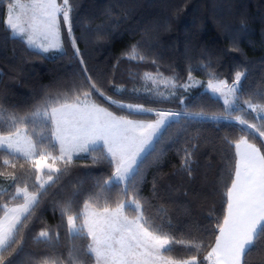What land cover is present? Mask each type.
Segmentation results:
<instances>
[{"label": "trees", "instance_id": "obj_1", "mask_svg": "<svg viewBox=\"0 0 264 264\" xmlns=\"http://www.w3.org/2000/svg\"><path fill=\"white\" fill-rule=\"evenodd\" d=\"M8 3L9 0H0V128H11L17 116L27 115L29 129L36 137L46 123L45 118L40 117L45 103L53 104L48 94L74 92L81 79L80 64L62 23L60 50L41 52L13 35L4 22ZM70 3L75 5L73 36L77 38V47L90 74L106 85L111 82L121 88H136L140 93L137 99L130 92H115L108 87L106 94L112 99L118 103H143L154 112H204L221 117L182 118L179 123L170 122L163 139L153 145L155 150L147 156L139 186L141 213L146 219L170 224L167 234L172 239L187 242L209 226L214 228L217 219L222 220L223 194L231 176L235 143L241 134L242 126L236 117L261 122L242 101L253 99L258 104V97L264 95V0H70ZM98 26L102 32L96 31ZM142 40L150 47H137L133 51L132 46ZM133 55L136 58L129 59ZM141 56L145 59H140ZM237 71L245 73L238 84L241 106L235 104L228 109L206 85L210 79L232 84ZM189 73L198 83L185 91L179 86L189 80ZM146 74L172 79L176 90L170 95L147 91ZM152 97L164 102L154 103ZM189 139L191 144L186 143ZM192 144L196 146L194 178L188 177L182 169V149L193 150ZM7 152L0 149V173H4L0 175V218L4 214V203L13 205L22 201V197L12 198L15 187L7 176L12 169L3 165V159H12L5 155ZM84 155L87 159L75 161L79 166L66 175L54 174L55 183L28 221L21 247L10 257L13 264H54L57 257L66 264L69 249L86 248L90 241L68 234L67 217H62L60 211L65 197L72 196L81 212L87 195L92 192L100 197L99 204L95 200L88 201L93 207L102 205L109 193L113 197L111 206H115L117 192L124 185L96 188L97 179L106 178L109 170L99 164L85 167L91 165V156ZM55 166L62 168L63 164L57 162ZM25 168L32 174L31 179L25 178L31 191L35 176L31 160ZM21 171L17 168L18 175ZM37 198H40L39 193ZM128 210L135 212L131 207ZM41 230H50L53 245L39 237ZM53 247L55 251L51 250ZM173 247L176 251L182 249L179 244ZM207 250L202 251L198 259H202ZM180 254L188 258L182 251ZM3 255L8 258L7 252ZM242 264H264V237L258 238L243 257Z\"/></svg>", "mask_w": 264, "mask_h": 264}, {"label": "snow or ice", "instance_id": "obj_2", "mask_svg": "<svg viewBox=\"0 0 264 264\" xmlns=\"http://www.w3.org/2000/svg\"><path fill=\"white\" fill-rule=\"evenodd\" d=\"M74 9L75 5L70 0H62L59 4L57 0H31L29 4L9 0L7 5L4 22L13 34H27L28 45L38 47L45 53L61 48V23L66 26L74 56L79 60L81 79L74 92L48 94L53 104L44 105L46 123L38 136L32 135L27 115L17 116L11 128H0V149H7L5 155L12 157L11 160L3 159V165L12 169L7 172L15 187L12 198L22 197L23 201L17 203L16 207H9L8 203L2 205L4 218L0 220V264H13L10 257L21 247L24 230L29 227L28 221L55 183L54 174L63 176L78 167L75 161L87 159L84 154L91 156V165L85 167L99 164L106 165L109 170L106 178L97 179L96 188L124 187L117 192L114 207L111 206L113 197L110 193L98 207H93L88 201L95 200L99 204L100 197L95 192L88 194L83 212L75 205L72 196L61 201V216L67 217L68 234L90 241L86 248L73 246L69 249L66 264H92V257L94 264H204L205 261L208 264H242L243 257L258 238L264 237V95L258 97V104L253 99L242 101L248 111L262 114L259 116L260 123L249 122L243 116L236 117L242 127L235 143L231 176L223 194L225 207L222 220L218 218L214 228L209 226L199 236H191L187 242L174 240L167 234V230L171 229L170 224L146 219L141 213L139 186L143 179L142 169L147 156L155 150L153 145L163 139L170 122L179 123L182 118L208 120L221 117L209 116L204 112H154L153 108L143 103H118L112 99L106 94L108 87L115 92H130L137 99L140 93L136 88H121L111 82L106 85L90 74L87 62L77 47V38L73 36ZM96 31L102 32V28L98 26ZM146 46L150 47L142 40L132 49L135 51L137 47ZM135 58L134 55L129 57ZM140 59H145V56ZM152 62L156 63L155 60ZM244 75V72L237 71L231 85L226 80H217L214 84L210 79L207 88L223 95L224 105L235 103L239 107L241 97L237 95L238 84ZM190 86L179 87L187 91ZM229 95L235 100H230ZM152 99L154 103L164 102L156 97ZM180 103L183 105L184 100L181 99ZM186 143L191 144L192 141L189 139ZM195 147L192 144L193 150L182 149V169L190 178H194ZM29 160L35 168L31 191L25 182V178H32L31 172L25 168ZM47 161L52 163L46 164ZM57 162H62L63 167H55ZM44 167L48 169L46 180L40 175ZM17 168L22 170L19 175ZM156 192L154 183V195ZM133 205L135 212H130L128 209ZM39 237L49 245L54 244L50 230H41ZM175 244L182 246L180 251L188 255L187 259L180 251L174 250ZM51 250L55 251L54 247ZM205 250L207 254L198 259ZM4 252L8 253V258L3 255ZM89 253L92 257L88 256ZM54 264H65V261L57 257Z\"/></svg>", "mask_w": 264, "mask_h": 264}, {"label": "rangeland", "instance_id": "obj_3", "mask_svg": "<svg viewBox=\"0 0 264 264\" xmlns=\"http://www.w3.org/2000/svg\"><path fill=\"white\" fill-rule=\"evenodd\" d=\"M21 3H23V4H29V3H31V0H28V1H23V0H21ZM57 3L59 4V3H62V0L60 1V2H58V0H57ZM8 11V10H7ZM17 11H20L19 9L17 10ZM27 11V10H26ZM30 14V13H29ZM7 16V15H6ZM27 18V16H25V19ZM8 26V25H7ZM12 31V30H11ZM12 34H13V32H12ZM13 35H15V36H19V37H21L25 42H26V44L28 45V43H27V34H13ZM42 43L44 42V41H41ZM60 42H61V36H60ZM29 46V45H28ZM61 46H62V42H61ZM30 47V46H29ZM31 48H33V49H36V50H39V51H41V52H43L42 51V49H40V48H38V47H35V46H31ZM61 49V48H60ZM60 49H50L49 51H51V50H60ZM214 84L217 82V80H213L212 81ZM198 83V81L196 80V79H193V78H191V80H188L184 85L185 86H187V85H191L190 87H188L187 88V91L189 90V89H191V88H193L196 84ZM208 84V83H207ZM229 84V83H228ZM229 85H231V84H229ZM145 89L147 90V91H155V90H157V91H160V92H162L163 94H165V95H170V94H173L174 93V91L176 90V86L174 85V83H173V81H172V79H170V78H166V77H162V76H160V75H157V74H146L145 75ZM206 89L210 92V93H212L213 95H215V96H217V97H219L223 102H224V96L223 95H220L219 93H213L212 92V90L211 89H208L207 88V85H206ZM225 93H227V89H225ZM230 100H235V97H233V96H231V95H229V97H228ZM228 109L229 108H232V107H234L235 106V103H233L232 105H225ZM49 111H50V109H49ZM256 113V112H255ZM257 114V116H260V115H262V114H259V113H256ZM41 115L43 116V112H41L40 113V117H41ZM44 117V116H43ZM155 118V117H154ZM153 118V119H154ZM5 150H7V149H5ZM8 151V150H7ZM47 163H52L51 161H47L46 162V164ZM56 167V166H55ZM48 172V169H47V167H44L43 168V170L40 172V175L42 176V177H44V179L46 180L47 179V176H46V173ZM23 201H21V203H22ZM17 206V204H13V205H9V207H16ZM131 208H134L135 209V206L133 205V206H130ZM84 209V208H83ZM83 212V211H82ZM3 218H4V214L2 215V217L0 218V220H3Z\"/></svg>", "mask_w": 264, "mask_h": 264}]
</instances>
